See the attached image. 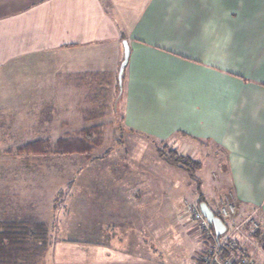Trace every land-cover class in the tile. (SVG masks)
<instances>
[{
	"label": "crops",
	"instance_id": "1",
	"mask_svg": "<svg viewBox=\"0 0 264 264\" xmlns=\"http://www.w3.org/2000/svg\"><path fill=\"white\" fill-rule=\"evenodd\" d=\"M123 40L129 56L114 104ZM43 59L52 66L45 73L33 68ZM112 101L126 134L159 139L184 149L198 170H217L213 180L232 195L235 218L256 209L264 241V0H0V137L86 116L104 124ZM5 160L0 222L42 224V166ZM120 196L106 192L99 210L69 231L55 224L50 264H157L159 247L173 239L171 213L156 228L139 210L143 191ZM200 198L220 219L215 200L205 190L193 202ZM187 224L176 226L185 234ZM191 229L190 243L205 245ZM201 248L159 264H198ZM32 261L43 264L42 251Z\"/></svg>",
	"mask_w": 264,
	"mask_h": 264
},
{
	"label": "rangeland",
	"instance_id": "2",
	"mask_svg": "<svg viewBox=\"0 0 264 264\" xmlns=\"http://www.w3.org/2000/svg\"><path fill=\"white\" fill-rule=\"evenodd\" d=\"M33 68L45 73L52 66L50 60L43 59L41 62L37 61ZM19 80V73L12 75L10 79L11 83L15 84ZM112 103L113 101L108 105L111 113L108 117H104L105 125L101 123L103 120L98 122L99 120L95 121L94 118L90 119L86 116V122L75 125L44 122L41 134L39 131L38 134L33 132L35 135L28 133L35 129L33 125L28 130L25 127L27 132L24 135H12L9 134L10 131H7L6 135L0 137V157L6 159L5 162L42 166L39 172L40 182L37 185V194L39 193L42 198V202L38 204L41 211L38 212L44 219L41 225L45 224L48 229L47 247L46 249L43 246L40 247L43 253V264H50V250L57 233L55 224H64L69 231L71 223L82 222L81 217L84 214L99 210L100 198L106 192L109 196H116V199L121 198L120 195H122L123 199L127 196V192L141 190L145 196L140 201L139 210L149 215L147 224L156 225V228H159L164 220L166 223L171 222L173 239L170 244L166 241L159 247L156 252L157 264L170 259L175 260L174 257L180 254V250H185L182 252L185 257L190 251L195 249L197 253L201 247L205 246L200 240L198 243L191 244L186 237L190 227H192L190 233L193 232L192 234L195 235L198 231L196 224L187 215L184 216V204L185 202L194 203L198 192L204 190L217 204L224 197L225 188L220 187L212 176L220 177V173L211 168L208 163H204L200 170L189 163L187 168L167 164L155 152L157 146L162 147L167 144L159 139L146 138L144 135L126 134L127 129L122 122L121 113L117 110L114 112L110 108ZM23 110L33 109L23 108ZM88 127L99 130L87 134ZM69 135L75 139L90 142L93 147L89 160L83 154L64 155L59 152L57 142ZM35 139L48 141L49 149L45 154L31 156L17 153L16 149ZM5 151H9L7 155H3L6 154ZM183 151L184 149L178 150V153L182 154ZM201 159V156H197V160L202 161ZM122 182L124 184L120 187ZM28 211L36 212V208ZM67 213H69L68 216ZM180 213L184 218L181 219ZM177 218L181 222H188L184 230L185 234L176 226L179 221ZM32 242L30 240V243ZM34 263L31 261L29 264Z\"/></svg>",
	"mask_w": 264,
	"mask_h": 264
},
{
	"label": "built area",
	"instance_id": "3",
	"mask_svg": "<svg viewBox=\"0 0 264 264\" xmlns=\"http://www.w3.org/2000/svg\"><path fill=\"white\" fill-rule=\"evenodd\" d=\"M216 211L226 226L218 238L198 206L192 202L184 204L185 215L196 224L198 233L205 241L198 264H254L256 256L264 258V241L258 238L260 223L256 209L236 219L232 195L224 192V197L216 204Z\"/></svg>",
	"mask_w": 264,
	"mask_h": 264
},
{
	"label": "trees",
	"instance_id": "4",
	"mask_svg": "<svg viewBox=\"0 0 264 264\" xmlns=\"http://www.w3.org/2000/svg\"><path fill=\"white\" fill-rule=\"evenodd\" d=\"M95 130L98 131L99 129H93L92 127L86 129L87 132L89 131L87 134H91ZM57 146L61 154L79 153L83 154L88 160L93 147L90 145V142L75 139L70 135L60 139L57 142ZM48 149V141L35 139L28 144H24L20 149H16V151L20 154L25 153L35 156L38 154H45ZM156 152L167 164L178 168H187L188 163L193 167L199 164L181 156L174 148H170L167 145H163L162 147L157 146ZM200 203H205V201L200 198L197 206H199ZM47 231L48 229L45 224L0 222V264H29L34 258V255L37 252L40 253L41 246L46 249ZM258 238L260 239L259 233ZM30 240L33 242L30 243ZM37 241L40 242L35 243ZM200 261L201 259L198 258L197 263Z\"/></svg>",
	"mask_w": 264,
	"mask_h": 264
},
{
	"label": "water",
	"instance_id": "5",
	"mask_svg": "<svg viewBox=\"0 0 264 264\" xmlns=\"http://www.w3.org/2000/svg\"><path fill=\"white\" fill-rule=\"evenodd\" d=\"M122 44H123V59L120 62V65L118 67V72H117V89L118 90H117L116 98L114 100V104L117 103V100L121 94L123 70H124V67L127 63L128 56H129V47H128L127 41L123 40ZM198 208L201 214L203 215V217L205 218V220L211 226L214 236L218 238L225 231L226 226L218 217H216L211 212V210L207 207L205 203H200Z\"/></svg>",
	"mask_w": 264,
	"mask_h": 264
}]
</instances>
